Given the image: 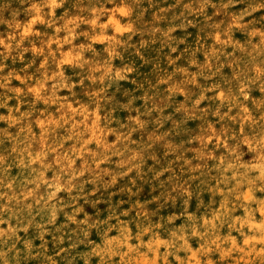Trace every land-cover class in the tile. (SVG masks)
Returning <instances> with one entry per match:
<instances>
[{
  "label": "rangeland",
  "instance_id": "obj_1",
  "mask_svg": "<svg viewBox=\"0 0 264 264\" xmlns=\"http://www.w3.org/2000/svg\"><path fill=\"white\" fill-rule=\"evenodd\" d=\"M244 7L0 0V229L28 264H264Z\"/></svg>",
  "mask_w": 264,
  "mask_h": 264
},
{
  "label": "clouds",
  "instance_id": "obj_2",
  "mask_svg": "<svg viewBox=\"0 0 264 264\" xmlns=\"http://www.w3.org/2000/svg\"><path fill=\"white\" fill-rule=\"evenodd\" d=\"M229 2L245 3L246 7L239 13L237 22L252 34L264 37V0H229ZM16 231L19 229L11 232L0 229V264H28L33 256L31 249L26 250L19 246L20 238L16 235Z\"/></svg>",
  "mask_w": 264,
  "mask_h": 264
}]
</instances>
